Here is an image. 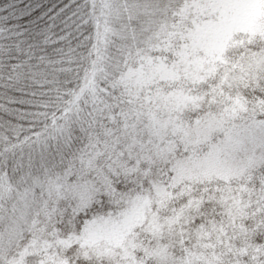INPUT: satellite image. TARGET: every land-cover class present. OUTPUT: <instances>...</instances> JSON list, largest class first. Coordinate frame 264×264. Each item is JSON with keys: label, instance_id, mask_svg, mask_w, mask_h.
Segmentation results:
<instances>
[{"label": "snow or ice", "instance_id": "snow-or-ice-1", "mask_svg": "<svg viewBox=\"0 0 264 264\" xmlns=\"http://www.w3.org/2000/svg\"><path fill=\"white\" fill-rule=\"evenodd\" d=\"M0 264H264V0H0Z\"/></svg>", "mask_w": 264, "mask_h": 264}]
</instances>
